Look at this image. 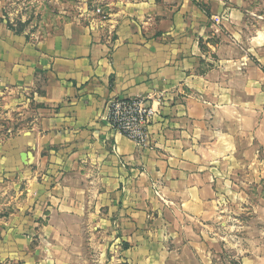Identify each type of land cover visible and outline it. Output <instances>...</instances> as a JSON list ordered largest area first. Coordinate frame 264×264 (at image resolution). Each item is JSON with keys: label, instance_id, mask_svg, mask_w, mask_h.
<instances>
[{"label": "crops", "instance_id": "1", "mask_svg": "<svg viewBox=\"0 0 264 264\" xmlns=\"http://www.w3.org/2000/svg\"><path fill=\"white\" fill-rule=\"evenodd\" d=\"M94 2L98 25L0 28L1 115L16 113L0 183L17 190L0 251L83 229L112 235L119 264H223L228 249L224 264H264L262 244L223 235L242 229L225 223L230 175L264 168V0ZM113 98L153 106L147 147L107 125Z\"/></svg>", "mask_w": 264, "mask_h": 264}, {"label": "rangeland", "instance_id": "2", "mask_svg": "<svg viewBox=\"0 0 264 264\" xmlns=\"http://www.w3.org/2000/svg\"><path fill=\"white\" fill-rule=\"evenodd\" d=\"M105 18L103 10L94 0H0V28L16 34L34 35L39 40L78 20L85 19L98 25ZM6 112L0 105V142L9 137V128L15 129L16 126V113L6 119L1 115ZM10 132L14 133V130ZM253 176L255 179L264 176V168H260L258 174L255 169L241 168L230 175V186L223 202L227 217L225 223L230 227L241 225L242 229L223 235L230 241L242 239L248 244L259 242L264 254V179L250 183ZM16 191L13 180L0 183V221L8 218L5 215L8 207V211L16 208L12 201ZM110 240L106 235L103 240L101 235L81 229L71 234V241L58 245L56 249H50L45 243H39L41 248L38 249V244L34 242L36 247L33 248L0 251V264H119L114 261L118 255L112 251ZM230 255V249L219 254L221 262L224 264V259Z\"/></svg>", "mask_w": 264, "mask_h": 264}, {"label": "built area", "instance_id": "3", "mask_svg": "<svg viewBox=\"0 0 264 264\" xmlns=\"http://www.w3.org/2000/svg\"><path fill=\"white\" fill-rule=\"evenodd\" d=\"M156 111L141 98L111 99L106 107L105 121L116 133L121 134L137 147H147L149 129Z\"/></svg>", "mask_w": 264, "mask_h": 264}]
</instances>
